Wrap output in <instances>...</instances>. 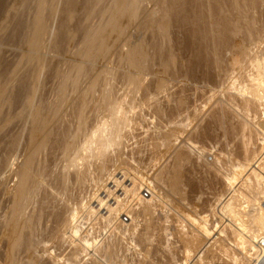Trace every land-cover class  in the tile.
Wrapping results in <instances>:
<instances>
[{
  "label": "bare ground",
  "instance_id": "bare-ground-1",
  "mask_svg": "<svg viewBox=\"0 0 264 264\" xmlns=\"http://www.w3.org/2000/svg\"><path fill=\"white\" fill-rule=\"evenodd\" d=\"M19 3L32 21L22 10L0 25V45L15 29L26 48L11 71L0 64V264H131L130 235L136 264H250L264 240V150L252 148L264 143V0ZM200 84L219 90L192 136L204 147L175 145ZM146 112L168 125L139 144L131 131Z\"/></svg>",
  "mask_w": 264,
  "mask_h": 264
},
{
  "label": "rangeland",
  "instance_id": "rangeland-1",
  "mask_svg": "<svg viewBox=\"0 0 264 264\" xmlns=\"http://www.w3.org/2000/svg\"><path fill=\"white\" fill-rule=\"evenodd\" d=\"M2 2H4V9L1 11L0 10V25H4V23H7V19L10 17V16H13L14 14H15V12H18V13H21L20 11H22L23 10V8L21 7L20 8V0L18 1V0H1ZM18 3V4H17ZM15 6V7H14ZM150 7H147V8H150L151 9V5H149ZM15 10H13V9ZM80 9H81V7H80ZM80 9H79V11H80ZM8 10H9V12H8ZM28 10V9H27ZM27 10H23L24 12L23 13H25L24 15H23V21L25 20V21H28L29 22V20H31L32 19V15H33V13H30L31 11L30 10H28L29 12H27ZM5 11H7V12H5ZM26 11V12H25ZM33 12V11H32ZM28 13V14H27ZM30 14V15H29ZM80 14V13H79ZM79 14H77V18H78V16L79 17H81ZM60 15V16H59ZM58 16V17H57ZM57 16H55L54 18L56 19V21H55V19H53V21H55V22H52V20H50L51 22H49V24H50V26L51 27H53V25L55 24V28H57V22L59 23L62 19L61 18H63V14H62V17H61V14H57ZM6 18V19H5ZM57 18H59V19H61L60 21H57L58 19ZM4 20V21H3ZM6 21V22H5ZM32 21V20H31ZM57 24V25H56ZM53 27V29H55ZM136 30V28H130L129 29V34H130V39H131V42L132 43H136L137 41H139V38H141V34H140V32H139V30L136 32L135 31ZM19 33H20V31H18V30H15L14 29V31L12 32V34L10 33V35L8 36V34H7V36L5 35V37H3L2 38V45H0V46H2V47H0L1 48V50H0V55H2L1 57H0V59H1V66H2V68L3 67H5L4 68V70H6L5 72L7 73V70H10L11 71V69H12V67L13 66H15V64L17 63V60H19L20 59V55H21V51H24L26 48H25V45H24V43L22 42V40H20V36H19ZM17 39H16V38ZM16 39V40H15ZM7 40H8V42H7ZM16 41V42H15ZM115 41V39H112L111 40V42L113 43ZM5 42V43H4ZM24 45V46H23ZM11 47V48H10ZM23 47V48H22ZM25 48V49H24ZM7 50H8V52H7ZM125 48L124 49H122V53L123 54H125ZM15 52V53H14ZM65 54V52L63 53H61V54H59V56H60V60H59V67H60V64H61V62L63 63L64 62V60H66V59H70V56H67V55H69L68 53L65 55V56H63V55ZM11 55V56H10ZM114 55V54H113ZM113 55L111 56V58H110V63H109V67L110 66H112V64L114 63V66L116 65V62L117 61H114V60H116V56L114 55V57H113ZM63 56V57H62ZM59 59V57H56V59ZM63 60H62V59ZM56 59H50V60H52L53 62L52 63H55L56 62ZM62 60V61H61ZM55 61V62H54ZM61 61V62H60ZM114 61V62H113ZM112 62V63H111ZM1 66H0V73L3 71V69L1 68ZM99 66H101V64L99 65ZM7 68V69H6ZM10 71H8V72H10ZM44 71V70H43ZM43 74H45L46 75V71L45 72H43L42 73V75ZM153 76V75H152ZM151 75H149L148 76V78H146V82H147V84H149V83H152L154 80H155V78L157 77L156 75H154L153 77H152ZM147 77V76H146ZM51 78V77H50ZM50 78H48L47 80H51ZM152 79V80H151ZM46 80V81H47ZM151 80V81H150ZM47 82H50V81H47ZM149 82V83H148ZM182 85V84H181ZM176 89V88H175ZM177 90V89H176ZM176 90H174V89H172V90H170V92H173V91H176ZM206 90V91H205ZM219 92V90L217 89V88H213V87H211V86H207V85H204V84H200V86L198 87V85L196 86V87H191V89L189 90V91H187L186 92V95H187V103L188 104H186V107H184V109H182V111H180L181 113L178 115L179 116V119H180V122H181V124L183 125V126H185L182 130H178L179 131V133H177V136H176V141L174 142L175 143V145L176 144H182L183 142H186V144H190V145H192L191 147H193V148H195V147H204L203 146V143L200 141V140H198L197 138H193L192 136H194L195 134H196V132L198 131V129H200V127L201 126H203L202 124H204V122H206L205 120H207V117L209 116V114L211 113V111H212V109H213V100L216 98V96L215 95H217L216 93H218ZM164 95H166V93L165 94H161L160 96L161 97H159L160 99H161V101H163V99H164ZM211 95V96H210ZM213 96H215V97H213ZM204 97V98H203ZM212 98V99H211ZM163 102H165V99H164V101ZM205 102V103H204ZM202 107V108H201ZM197 109H199V110H197ZM202 109V110H201ZM200 110H201V112H200ZM201 113V115H200V113ZM205 115H204V114ZM150 113H148V115H147V112H146V115H144L145 116V118H144V120L143 119H141L140 121H138V124H140L141 126H139V125H135L136 127H135V130L133 129L134 127H132V129L134 130H132L131 131V134H135L134 136V138H138V139H136L137 140V142H139V144H142V141L143 142H145L144 141V139L143 138H145V135H146V133L147 134H150V133H152V132H155L156 130L157 131H159L157 128H160V131H162V130H164L165 128L164 127H166V124H167V122L166 121H164L165 123H163L161 120H163L164 118H161V120L160 119H158V118H155V117H151L150 115H149ZM182 114H183V116H182ZM198 114V115H197ZM130 116H131V114H129ZM181 115V116H180ZM196 115L197 116H201L200 118L199 117H197L196 118ZM104 116H106V115H104ZM103 116V117H104ZM177 116V115H176ZM178 116H177V118H178ZM151 117V118H150ZM203 117V118H202ZM176 117H175V119L176 120H178ZM194 118V119H193ZM202 118V119H201ZM158 119V120H157ZM143 120V121H142ZM166 120V119H165ZM195 120V121H194ZM142 121V122H141ZM198 122H200V123H198ZM196 123H197V125H196ZM168 125V124H167ZM139 126V127H138ZM199 126V127H198ZM138 127V128H137ZM137 128V129H136ZM164 128V129H163ZM196 128V129H195ZM126 131H129V129H127ZM196 131V132H195ZM191 132V133H190ZM194 132V133H193ZM145 134V135H144ZM191 134V135H190ZM193 134V135H192ZM190 135V136H189ZM138 136V137H137ZM191 137L192 139H189V138ZM195 137V136H194ZM135 141V139H132V141H130L129 140V145H130V147L131 146H133L134 145V141ZM142 140V141H141ZM130 142H132L133 144H130ZM200 143H202V145L200 146ZM258 145V146H257ZM129 146H128V148H130ZM255 147V148H254ZM256 147L258 148L259 147V149H257L258 151L259 150H261V149H263L264 150V143H259V144H256V145H252V148L254 149V150H256ZM207 150L208 149H210V151L211 152H209V155L210 154H212L213 152H214V150L213 149H211V148H209V147H205ZM213 150V151H212ZM209 151V150H208ZM258 151H256V152H258ZM147 152V151H146ZM145 151L143 152V154L145 155V154H147ZM168 157V159H170L171 157H169L170 155L169 154H163L162 156H160V158H159V156H158V158L156 159V158H154V161L152 160V162H149V164H148V168H147V173H146V171H144V175H145V178L143 177V178H141V180H142V182L144 183V185L140 188V190H142L143 191V189H152V186H151V184L149 183V181H150V179L148 180V178H152L151 176H152V174H153V172H154V170H155V168H158L159 166H161V164L163 165V164H165V162L164 161H169L168 159H167V157ZM148 156V155H147ZM146 155L145 156H143V157H147ZM149 157V156H148ZM147 157V158H148ZM156 159V160H155ZM211 159V157L209 156L208 157V160H210ZM145 161L147 162V160L145 159ZM156 166V167H155ZM121 169H123V168H116L114 171H113V175L114 174H117V178L118 177H120V175L119 174H121L122 172L121 171H123V173L125 172L124 170H121ZM129 171V170H128ZM131 171V170H130ZM149 172V173H148ZM129 174H131V173H129ZM128 174V175H129ZM132 175V174H131ZM130 175V176H131ZM146 175H147V177H146ZM120 179H122V177L120 178ZM151 181H152V179H151ZM130 183L129 182H127L126 183V185H129ZM129 186H131V184L129 185ZM110 187L112 188V184H110ZM221 187V186H220ZM219 189H221V188H219ZM140 190L139 191H137V192H140ZM112 203V201L110 202V204ZM121 213V214H120ZM120 213H119V220L120 219H122V217H123V215H126L128 218V220L127 221H124V223L125 224H128L129 223V215H127L126 213H124L122 210H120ZM85 220V218L84 219H82L81 221V223H84L85 224V226H80L79 224H78V226H80L79 227V229H78V231H77V234L78 235H80V236H84L85 234H84V229L85 228H87L90 224H91V222L92 221H94V220H89V222L87 221H84ZM84 221V222H83ZM91 221V222H90ZM79 223H80V220H79ZM80 223V224H81ZM86 223H88V224H86ZM122 223V222H121ZM171 222H169V223H167L166 225H168V224H170ZM102 224V223H101ZM171 225V224H170ZM210 226V225H209ZM216 226V227H215ZM213 228H210L209 230H208V234L209 235H211V236H217V230L218 229H221V228H219V225L218 224H216ZM167 233H169V232H167ZM210 236V237H211ZM169 238H167V239H169V240H173V237H171V236H168ZM129 238H132V235H130V236H128V237H126L125 239H127V240H124V242L126 241L127 242V244H129L130 245V247H128L129 249L127 250L128 251V253H126L124 256L128 259V262L129 263H131V264H136L137 263V257H139V253H140V251H138V244H137V241L134 239V236H133V238L130 240ZM172 238V239H171ZM128 239L130 240V242L131 243H129V241H128ZM134 240V241H133ZM135 241H136V243H135ZM178 244V243H177ZM128 246V245H127ZM134 246V247H133ZM88 248H90V244L88 245ZM136 248V249H135ZM136 251V252H134L135 254H130V253H132L133 251ZM66 254V253H65ZM194 251H192V250H190L188 253H185V254H182L185 258L187 257V259H191V258H193V256H194ZM181 255V257H183ZM130 256H132V257H130ZM129 257V258H128ZM134 257V258H133ZM154 257V256H153ZM152 257V260H151V263H150V261L149 262H147L146 264H160V259H158L159 257H157V256H155L154 258ZM178 257H180V256H178ZM131 258V259H130ZM133 258V259H132ZM130 259V260H129ZM217 259V258H216ZM216 259H214L213 261H215V263L214 264H221V263H223L224 264V262H223V260L222 261H220V259L218 258V260H216ZM156 260H158V262H156ZM213 261H212V264H213ZM217 261V262H216ZM220 261V262H219ZM226 264H228L227 262H226Z\"/></svg>",
  "mask_w": 264,
  "mask_h": 264
},
{
  "label": "built area",
  "instance_id": "built-area-1",
  "mask_svg": "<svg viewBox=\"0 0 264 264\" xmlns=\"http://www.w3.org/2000/svg\"><path fill=\"white\" fill-rule=\"evenodd\" d=\"M120 177H121V174H119ZM112 188H115V185L112 184ZM149 194L148 192V189H143L140 190V194L138 195V197L140 199H143L145 197H147ZM120 195H123V192H120ZM132 197H129V199H131ZM137 200L136 198L133 199V203H136ZM128 217L126 215H123L122 219H120L123 223L124 221H127ZM250 264H264V240H257L256 242V250H255V253H254V256L253 258L251 259V262Z\"/></svg>",
  "mask_w": 264,
  "mask_h": 264
}]
</instances>
